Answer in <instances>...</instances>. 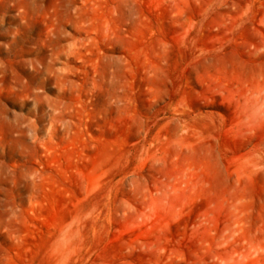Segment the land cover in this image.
<instances>
[{"label":"rangeland","instance_id":"1","mask_svg":"<svg viewBox=\"0 0 264 264\" xmlns=\"http://www.w3.org/2000/svg\"><path fill=\"white\" fill-rule=\"evenodd\" d=\"M74 1H0V264H240L235 209L264 228V129L238 128L264 0Z\"/></svg>","mask_w":264,"mask_h":264},{"label":"bare ground","instance_id":"2","mask_svg":"<svg viewBox=\"0 0 264 264\" xmlns=\"http://www.w3.org/2000/svg\"><path fill=\"white\" fill-rule=\"evenodd\" d=\"M0 1H2L4 7H6L5 4L8 5L13 0H0ZM69 1L71 2L73 1L72 5L75 4L74 0H69ZM70 5L71 3L68 2L67 11L65 10L64 11L66 12L67 16L71 18L73 17V15H75V13H73L75 11L73 12L69 11ZM11 6L13 5L11 4ZM78 20L76 22L80 23L81 19L79 20V22ZM262 23H263L262 25L263 30L261 32L260 45L264 47V16H263ZM56 28L57 30H59L57 26ZM55 32H58V31H55ZM54 36H55V33H54ZM41 72L43 73V71ZM261 77H264V75ZM260 129H264V128H260ZM263 171H264V165H263ZM226 230L228 232V236L225 238V240L230 239L235 244L232 248V255H233L232 261L233 262L240 263V264H264V228L251 232L250 229L246 226L245 219L241 218L239 215L238 209H235L232 215L231 223L227 226Z\"/></svg>","mask_w":264,"mask_h":264},{"label":"clouds","instance_id":"3","mask_svg":"<svg viewBox=\"0 0 264 264\" xmlns=\"http://www.w3.org/2000/svg\"><path fill=\"white\" fill-rule=\"evenodd\" d=\"M241 119L238 128L241 132H255L264 128V77L255 76L240 98ZM69 241L62 232L58 244Z\"/></svg>","mask_w":264,"mask_h":264}]
</instances>
